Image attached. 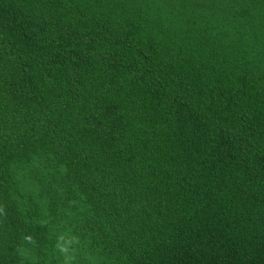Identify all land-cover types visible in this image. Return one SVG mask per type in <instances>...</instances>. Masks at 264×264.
Here are the masks:
<instances>
[{"label": "trees", "instance_id": "1", "mask_svg": "<svg viewBox=\"0 0 264 264\" xmlns=\"http://www.w3.org/2000/svg\"><path fill=\"white\" fill-rule=\"evenodd\" d=\"M0 264H264V0H0Z\"/></svg>", "mask_w": 264, "mask_h": 264}]
</instances>
